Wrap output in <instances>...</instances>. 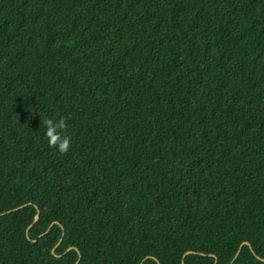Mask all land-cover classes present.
<instances>
[{"label":"trees","instance_id":"trees-1","mask_svg":"<svg viewBox=\"0 0 264 264\" xmlns=\"http://www.w3.org/2000/svg\"><path fill=\"white\" fill-rule=\"evenodd\" d=\"M0 264H264V0H0Z\"/></svg>","mask_w":264,"mask_h":264},{"label":"clouds","instance_id":"clouds-1","mask_svg":"<svg viewBox=\"0 0 264 264\" xmlns=\"http://www.w3.org/2000/svg\"><path fill=\"white\" fill-rule=\"evenodd\" d=\"M41 123L46 128V138L49 146L57 149L60 154L66 155L71 147V138L63 135L68 128L66 118H47L42 119Z\"/></svg>","mask_w":264,"mask_h":264},{"label":"water","instance_id":"water-1","mask_svg":"<svg viewBox=\"0 0 264 264\" xmlns=\"http://www.w3.org/2000/svg\"><path fill=\"white\" fill-rule=\"evenodd\" d=\"M38 218H39V217L37 216V217H36V221L38 220Z\"/></svg>","mask_w":264,"mask_h":264}]
</instances>
